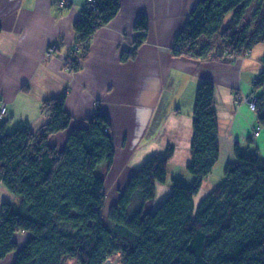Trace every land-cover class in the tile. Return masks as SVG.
I'll return each instance as SVG.
<instances>
[{"label": "trees", "instance_id": "16d2710c", "mask_svg": "<svg viewBox=\"0 0 264 264\" xmlns=\"http://www.w3.org/2000/svg\"><path fill=\"white\" fill-rule=\"evenodd\" d=\"M258 2L252 26L239 25L248 8ZM87 4L74 22L75 42L86 43L78 52L71 48L77 70L89 51L95 32L108 24L121 8L120 0H96ZM232 13L226 22V16ZM137 37L122 58L137 55L147 39L148 17L135 22ZM219 34L226 61L250 56L264 43V0H198L173 46L175 55L206 56L201 37ZM74 46V45H73ZM256 88L257 126L264 125V58ZM253 78V82L254 79ZM252 88V89H253ZM212 81H201L193 108L191 162L195 176L190 185L172 179L171 192L155 208L156 184L167 179L169 146L164 155H153L128 179L116 204L104 208L106 180L116 149L111 123L97 103L85 126L69 132L63 149L49 138L71 126L73 115L65 98L43 100L48 121L34 132L18 127L6 132L1 125L0 182L20 197L5 202L0 210V260L18 248L14 235L28 233L13 264H103L119 256L123 264H264V158L258 152L235 148V159L225 165L223 180L196 205L194 198L219 160V125ZM2 118H0L1 120ZM138 204L133 213L130 208Z\"/></svg>", "mask_w": 264, "mask_h": 264}, {"label": "crops", "instance_id": "0c3cea01", "mask_svg": "<svg viewBox=\"0 0 264 264\" xmlns=\"http://www.w3.org/2000/svg\"><path fill=\"white\" fill-rule=\"evenodd\" d=\"M59 1L0 0V101L8 108L5 118L18 119L37 132L48 121L43 100L64 96L73 121L49 138L61 150L72 127L85 126L100 103L109 117L116 149L105 187L117 191L116 197L136 168L172 146L167 179L156 184L155 198L160 200L152 203L155 209L171 192L170 165L188 170L195 94L201 81L210 80L219 125L220 156L215 168L235 159L237 145L264 158V125L254 135L256 111L236 99L252 90L253 78L262 71L264 50L254 54L252 49L246 58L226 61L218 57L223 48L201 37L199 46L206 47V56L175 55L176 36L198 0H120L118 14L95 32L80 68L69 70L65 60L75 44L73 25L87 1L69 0L66 6ZM143 14L149 20L147 39L134 58L124 60L123 52L133 48L137 37L135 22ZM52 44L57 49L47 55ZM2 125L7 131L9 123ZM208 177L195 196L199 201L216 186L212 182L205 187ZM5 202L17 204L20 197L0 182V210ZM27 237L28 233L17 232L14 240L23 243ZM8 256L0 264H13L16 254Z\"/></svg>", "mask_w": 264, "mask_h": 264}, {"label": "rangeland", "instance_id": "374dc122", "mask_svg": "<svg viewBox=\"0 0 264 264\" xmlns=\"http://www.w3.org/2000/svg\"><path fill=\"white\" fill-rule=\"evenodd\" d=\"M259 7V4L258 2L252 4L248 10H247V13L246 15L243 17L240 25H239V28L242 29V28H245V27H250L253 25V22H254V18H255V15H256V12H257V9ZM232 17V13H229L227 16H226V19L225 21L228 22ZM208 40H210L209 42V45L211 44V46L213 45L214 47H217V48H220L222 49L223 46H222V41H221V38H220V35L219 34H216L214 35L213 37L209 38ZM210 47V46H209ZM253 50L254 51V54L264 50V43H259V44H256L254 47H253ZM209 52H211V47L209 48ZM55 53V52H54ZM53 53V54H54ZM3 122H7L9 123V126L7 128V131L6 132H12L14 131L15 129H17L18 127H22L23 123L16 119V120H13L11 117H7L5 118V116L0 120V126L3 124ZM0 136H1V128H0ZM149 158H147L146 160H148ZM145 160V161H146ZM144 161V162H145ZM144 162L138 167L136 168L139 169L143 164ZM220 165H217V167L215 169H213V172L210 174V176L208 177L209 178V181H207L205 183V187H211V183L214 182L215 185L219 184L222 180H223V174H224V169H225V165L222 164L221 162L219 163ZM216 166V165H215ZM185 169L181 168L180 166H178L177 164H171L170 167H169V175H168V180L172 182V178H179V179H182L183 181H185L187 184H191L193 182V180H191L192 178H194V174L190 171H184ZM193 174V175H192ZM170 182V183H171ZM126 185V184H125ZM114 186V185H113ZM114 189H112L110 186H108V195H107V202H106V205H105V208H104V214H107V211H108V208L110 207V205L112 204H116V201L118 199V197H116V194H117V191H113ZM122 190V189H121ZM121 190H119V194L121 192ZM160 196H161V193H160ZM197 197H200V194L199 196ZM165 198H163L161 200V202L164 200ZM155 200H160L159 199V196L157 197V199L155 198L152 203L155 201ZM195 201V204L199 203V199H194ZM160 202V203H161ZM138 204V201H134V203L132 204L131 208H130V212L133 213L136 206ZM26 241V240H25ZM24 241V242H25ZM21 243L20 240H17V244H18V248L16 250H13L12 252H10L8 255L11 256L12 255H17V252L19 251V249L22 247V245L24 244ZM7 257L8 259H10V257ZM16 257V256H15ZM66 264H77L75 261H68L66 262Z\"/></svg>", "mask_w": 264, "mask_h": 264}, {"label": "built area", "instance_id": "2783aa9c", "mask_svg": "<svg viewBox=\"0 0 264 264\" xmlns=\"http://www.w3.org/2000/svg\"><path fill=\"white\" fill-rule=\"evenodd\" d=\"M86 1H87L86 4H87L88 8L90 6H94V5H92V3L96 2V0H86ZM59 4L61 6H66V5L70 4V1L69 0H60ZM85 45H86L85 42L82 44L75 42L73 47L76 51L79 52L82 49V47ZM56 49H57V46L55 44L50 45L46 50L47 55H52L56 51ZM75 60L76 61L80 60V57L77 55H74L69 60V63L68 62L66 63V66L69 70H73L71 67V63H72V61H75ZM257 82H258V77H256L254 79L253 84L257 85ZM236 99H237V101H242V102L247 103L252 110H255L257 102H258V94L256 93V88L254 87L249 93H246L243 96H237ZM7 109L8 108H7L6 103L0 101V118H3V116L7 112ZM260 130H261V125L256 126L254 128V135H258L260 133Z\"/></svg>", "mask_w": 264, "mask_h": 264}, {"label": "water", "instance_id": "95a60500", "mask_svg": "<svg viewBox=\"0 0 264 264\" xmlns=\"http://www.w3.org/2000/svg\"><path fill=\"white\" fill-rule=\"evenodd\" d=\"M103 264H123L120 260V257L117 256L114 259H107Z\"/></svg>", "mask_w": 264, "mask_h": 264}]
</instances>
